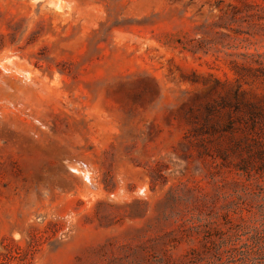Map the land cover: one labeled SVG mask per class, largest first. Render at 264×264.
<instances>
[{"label":"rangeland","instance_id":"1","mask_svg":"<svg viewBox=\"0 0 264 264\" xmlns=\"http://www.w3.org/2000/svg\"><path fill=\"white\" fill-rule=\"evenodd\" d=\"M258 233L264 0H0V264H237Z\"/></svg>","mask_w":264,"mask_h":264},{"label":"trees","instance_id":"2","mask_svg":"<svg viewBox=\"0 0 264 264\" xmlns=\"http://www.w3.org/2000/svg\"><path fill=\"white\" fill-rule=\"evenodd\" d=\"M239 235L242 237L245 234L239 232ZM251 241L238 249L235 256L237 264H264V233L254 235Z\"/></svg>","mask_w":264,"mask_h":264}]
</instances>
